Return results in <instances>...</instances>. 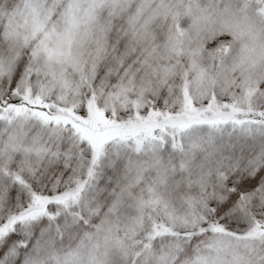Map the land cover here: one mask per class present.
Returning a JSON list of instances; mask_svg holds the SVG:
<instances>
[{"label": "snow or ice", "instance_id": "obj_1", "mask_svg": "<svg viewBox=\"0 0 264 264\" xmlns=\"http://www.w3.org/2000/svg\"><path fill=\"white\" fill-rule=\"evenodd\" d=\"M0 264H264V0H0Z\"/></svg>", "mask_w": 264, "mask_h": 264}]
</instances>
